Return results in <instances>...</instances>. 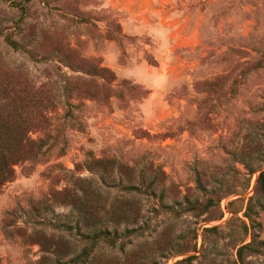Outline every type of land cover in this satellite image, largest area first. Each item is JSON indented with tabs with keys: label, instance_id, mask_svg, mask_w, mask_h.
<instances>
[{
	"label": "rangeland",
	"instance_id": "obj_1",
	"mask_svg": "<svg viewBox=\"0 0 264 264\" xmlns=\"http://www.w3.org/2000/svg\"><path fill=\"white\" fill-rule=\"evenodd\" d=\"M260 55L264 0H0V115L43 146L0 189V264H72L96 230L69 204L86 188L101 218H138L104 220L116 244L79 264H264L258 172L238 160Z\"/></svg>",
	"mask_w": 264,
	"mask_h": 264
},
{
	"label": "trees",
	"instance_id": "obj_2",
	"mask_svg": "<svg viewBox=\"0 0 264 264\" xmlns=\"http://www.w3.org/2000/svg\"><path fill=\"white\" fill-rule=\"evenodd\" d=\"M8 46L12 49H17L15 43L8 41ZM86 65L90 66V72H94L95 74H108V71L104 68H97L92 60H86ZM245 74L249 73L250 69L259 70L264 69V55H260L259 57L252 58L249 62L244 64ZM1 108V106H0ZM257 113L261 114V118L256 121V127L254 130L250 129L245 137V145L244 149L239 156V161L243 166V170L246 173V176L251 177L254 173H257V178L255 181V193L260 194L264 197V105L258 109ZM9 117L6 116L4 119L1 118L0 115V189L7 183H10L14 178V170L13 166L18 162L25 159H37L40 154L41 148H43L40 140H29L26 139L24 129L22 125H18L16 129L18 130L16 133H11L9 131H5V128L11 126L12 124L8 121ZM4 129V130H3ZM197 186V185H196ZM198 187V186H197ZM199 188V187H198ZM82 195L76 197H70V205L72 208H76L82 216V220L84 222L87 230L96 227L94 231H88L87 234L83 235L85 239V244L87 245L84 249H82L81 253L78 254L72 261V264H79L81 259L85 260L93 248V246L99 243H105L108 246H113L116 244V236L110 237V232L108 230H102L100 227L104 220H111L116 226H119L122 221L131 223L135 225L137 222L138 214L136 215H123L118 217H114V215H109L105 213L106 216L109 217H100L101 215L98 213L97 209H94L96 205H93L91 201L92 195L97 192V189L92 192L89 188L81 189ZM128 192L137 191L135 187L127 188ZM130 200L124 204L129 205ZM213 198H208L202 206L195 205L190 207V211H195L201 208L202 211H205L209 206L214 204ZM218 202V200H217ZM131 205V204H130ZM101 210L105 208L100 206ZM245 231L247 228L244 225ZM215 228L208 229V231H215ZM132 231H127L128 234H131ZM56 244H62L61 241H55ZM249 245H243L237 249V258L242 260V253L248 249ZM165 251H163L164 254ZM191 257L182 259L177 264H182L189 262ZM144 261V257L142 258Z\"/></svg>",
	"mask_w": 264,
	"mask_h": 264
}]
</instances>
